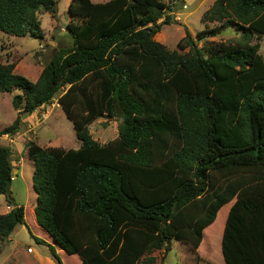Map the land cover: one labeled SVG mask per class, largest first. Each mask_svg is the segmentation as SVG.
Listing matches in <instances>:
<instances>
[{"label": "trees", "instance_id": "16d2710c", "mask_svg": "<svg viewBox=\"0 0 264 264\" xmlns=\"http://www.w3.org/2000/svg\"><path fill=\"white\" fill-rule=\"evenodd\" d=\"M170 9L163 0H71L73 44L36 81L0 64V92L19 90L23 116L63 90L58 101L81 142L27 143L35 219L52 243L36 239L55 264H64L59 252L82 264H154L172 239L199 252L207 240L213 264H264V56L251 44L264 35V0H215L203 21L216 26L199 40L234 28L240 39L199 46L187 31L184 53L154 38L172 23ZM41 10L56 15L58 0H0V35L43 38ZM103 116L121 119L106 144L89 129ZM20 121L0 136L18 133ZM11 153L0 144L9 203ZM18 224L24 206L0 214V242Z\"/></svg>", "mask_w": 264, "mask_h": 264}, {"label": "rangeland", "instance_id": "374dc122", "mask_svg": "<svg viewBox=\"0 0 264 264\" xmlns=\"http://www.w3.org/2000/svg\"><path fill=\"white\" fill-rule=\"evenodd\" d=\"M171 9L168 11L172 23L163 26L154 38L170 50L184 53L178 42L186 36L187 31L198 41L199 46L204 43L214 44L221 41L240 39V33L234 29L225 30L221 34L199 40L198 33L205 28L216 26L214 21H203L205 11L215 0H163ZM71 0H58L57 14L41 10L38 14L41 20L44 36L41 39L31 36L17 37L6 33L0 35V64L15 63L14 71L33 81H36L46 62L61 47H70L73 44L67 26L70 22L69 4ZM93 2H98L93 0ZM168 16V15H166ZM259 43L260 53L264 56V35L251 40V44ZM19 90L0 92V130L13 125L21 117L19 132L13 136H0V144L11 149V163L14 167L11 184V203L6 194L0 193V214L6 213L18 206L25 207L26 224H18L10 237L0 242V264H55L50 250L52 243L49 235L42 230L35 219L34 207L37 203V194L33 188L34 162L27 155V143L33 140L44 148L61 147L65 149L79 148L81 142L77 136L73 121L68 118L60 106L58 98L61 90L51 104L43 105L35 113L23 116L13 105V97ZM121 119L108 116L99 117L89 125L93 138L101 144L115 140L119 135ZM17 174V176H16ZM227 212L222 214L224 221ZM35 221V222H34ZM220 222V223H221ZM213 230V229H212ZM212 233L207 231L208 236ZM36 237L45 239L48 244L39 243ZM205 240V239H204ZM204 242V241H203ZM204 242V250L199 252L191 245L172 239L154 255L157 262L154 264H213L208 257L213 253L208 251ZM59 252V251H58ZM64 264H82L78 255L60 253Z\"/></svg>", "mask_w": 264, "mask_h": 264}, {"label": "water", "instance_id": "95a60500", "mask_svg": "<svg viewBox=\"0 0 264 264\" xmlns=\"http://www.w3.org/2000/svg\"><path fill=\"white\" fill-rule=\"evenodd\" d=\"M8 184H7V192L10 193L11 192V184H12V180L8 179Z\"/></svg>", "mask_w": 264, "mask_h": 264}, {"label": "crops", "instance_id": "0c3cea01", "mask_svg": "<svg viewBox=\"0 0 264 264\" xmlns=\"http://www.w3.org/2000/svg\"><path fill=\"white\" fill-rule=\"evenodd\" d=\"M96 1H98V3H100V2H107V1H109V0H96ZM42 71V70H41ZM13 178H14V176H13ZM9 206V205H8ZM11 209H12V206H11ZM8 212V211H7ZM6 212V213H7ZM54 264V263H53Z\"/></svg>", "mask_w": 264, "mask_h": 264}, {"label": "clouds", "instance_id": "9594fccd", "mask_svg": "<svg viewBox=\"0 0 264 264\" xmlns=\"http://www.w3.org/2000/svg\"><path fill=\"white\" fill-rule=\"evenodd\" d=\"M43 69V68H42ZM60 104V103H59ZM11 206L9 205L8 208H10Z\"/></svg>", "mask_w": 264, "mask_h": 264}]
</instances>
